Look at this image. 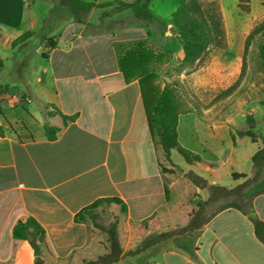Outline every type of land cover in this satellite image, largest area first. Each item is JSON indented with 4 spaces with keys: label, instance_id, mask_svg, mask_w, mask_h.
<instances>
[{
    "label": "crops",
    "instance_id": "crops-1",
    "mask_svg": "<svg viewBox=\"0 0 264 264\" xmlns=\"http://www.w3.org/2000/svg\"><path fill=\"white\" fill-rule=\"evenodd\" d=\"M6 2L9 10L17 12L3 21H27L26 32L34 31L47 19L30 11L28 0ZM260 2L264 19V0ZM253 3L251 0L252 8ZM177 10L168 20L154 14L167 21L162 35L152 24L91 34L73 19H58V48L47 52L42 75L47 100L41 104L53 105L76 120L65 126L61 116L49 117L44 112V121L33 117L36 124L24 131L2 121L0 115V264H35L31 245L13 237V228L21 219L32 217L46 230L49 264H79L105 253L99 232L87 220L77 221L84 209L99 201L120 199L127 206L125 254L149 235L172 228L186 215L183 185L178 179L168 183L162 173V150L150 130L141 80L127 81L117 51V45L134 46L141 41L163 50V34L178 39L172 31ZM92 18L91 24L99 23L100 19ZM20 36L5 38L15 41ZM47 124L63 128L58 140H47ZM239 130L245 129L234 131L229 126L206 123L197 111L179 117L180 143L203 157L205 163L200 166L208 173L227 171L234 160L237 168L240 147L248 152L254 149L253 154H247L248 158L252 155L250 163L263 147L248 137H239ZM253 206L264 221V194L255 198ZM176 243L181 248L168 242L157 253L149 252L148 264H264V244L249 216L235 208L217 214L198 235L188 233ZM119 264L142 263L138 257L123 258Z\"/></svg>",
    "mask_w": 264,
    "mask_h": 264
},
{
    "label": "rangeland",
    "instance_id": "rangeland-1",
    "mask_svg": "<svg viewBox=\"0 0 264 264\" xmlns=\"http://www.w3.org/2000/svg\"><path fill=\"white\" fill-rule=\"evenodd\" d=\"M215 1L224 23L225 48L214 51L201 66H191L184 60L182 41L174 36L165 37L163 34V50L149 44L157 58L149 60L146 65L148 72L145 76L138 75L137 78H150L157 91L164 90L169 84L179 83L182 87L180 94L182 101L194 103L196 107L194 111H197L206 123L229 126L231 130L237 131L248 129L247 118L253 116L257 120L256 133L260 148L264 144V81L258 67V55L259 44L263 37L256 35L251 40L248 50L247 41L255 28L264 22L260 16L263 7L260 0H254L253 8L247 0H244V8L238 0ZM28 2L32 8L30 11L33 10L40 17L47 16L51 19L52 25L49 28H45L44 24L37 27L34 33L40 31L39 36H35L26 48L19 49L13 48V41L5 36L13 38L22 35L28 30L29 25L27 21L16 24L5 23L3 19H7L10 13L17 11L9 10L6 0H0V53L5 64L0 71V111L2 112L0 115L2 121L11 122L16 128L20 127L24 131L27 127L31 128L36 124L34 118L44 121V112L46 115L49 113L48 105L41 104L42 100H47V96L43 94L42 75L47 63L43 54L49 50L44 37L56 40L59 35L58 19H72L65 0H28ZM180 3L181 0H154L152 11L161 19H172L170 13L177 10ZM54 7V13L50 14ZM16 8L20 9V6ZM93 15L94 19H100L95 25L90 23ZM103 18L104 27L94 32H113L119 29V23L122 21L140 24L132 10H116V7L105 10L94 9L87 24L95 27ZM152 25L162 35L160 27ZM28 57L31 59L22 76L21 73L19 74V69ZM7 98L11 100L17 98L16 108L9 107ZM32 100L33 103L29 104L28 102ZM249 152L253 154L255 151L252 149ZM249 152L243 147L238 149L236 154L239 158L238 164L243 167L240 170H238L239 165L236 168L234 160L227 171L220 169L215 173L206 172L200 166L203 163L195 164L197 167L195 169L189 168L183 158L175 152L173 164L166 163L163 174L167 182L171 183L176 182L177 179L180 181L190 171H195L205 179H210L216 186L227 190V193L219 195V198L206 205L200 222L204 223L218 212L235 207L244 208L254 215V198L255 194L264 188V171L256 176L252 163L248 161L252 157L251 155L248 158ZM179 161L183 163L179 165ZM210 166L219 168L218 164ZM208 199L207 191H197L196 204L204 203ZM106 220L107 218L103 216L99 221L104 225ZM200 232L190 234L198 235ZM106 242L107 238L102 236L100 243L103 245ZM150 258L151 254L146 256L144 264H148Z\"/></svg>",
    "mask_w": 264,
    "mask_h": 264
},
{
    "label": "trees",
    "instance_id": "trees-1",
    "mask_svg": "<svg viewBox=\"0 0 264 264\" xmlns=\"http://www.w3.org/2000/svg\"><path fill=\"white\" fill-rule=\"evenodd\" d=\"M65 1L66 8L69 10L73 21L85 25L91 34L103 33L94 32V30H99L105 25L104 18L95 27L87 24L92 11L94 9L105 10L114 7H116V10H132L136 20L140 24H155L160 27L163 33L168 28V24L161 21L152 12V0H139L135 3H126L120 0L109 3H98L97 1L88 2L86 0ZM247 1L250 3V0ZM243 4L244 0L241 2L242 8L245 7ZM54 10L55 7L50 11V14H53ZM51 23V19L47 18L43 24L45 28H49L52 25ZM119 24L120 27L116 30L126 29L135 25L130 21H122ZM172 31L182 41L184 46V60L191 66H201L208 60L212 51L223 49L226 45L224 23L215 0H182L180 7L173 14ZM39 34L40 31L37 34L34 31H28L13 41L12 47L24 49ZM256 35L263 37V40L259 44L258 67L261 72V78L264 81V22L259 24L251 34L247 41V50L251 44V40ZM44 39L47 40L46 47L49 51L58 48V43L55 39L45 37ZM117 51L120 67L127 81L133 79L141 80L143 86V101L150 130L162 150V158L160 159L162 173L166 163L173 164V151H176L188 165L204 163L205 160L201 155L188 150L179 141L178 126L180 115L193 112L196 109L194 103L182 101L180 96L182 90L181 85L179 83L169 84L164 90L157 91L150 78H137L138 75L145 76L148 72L146 69L148 61L157 58V55L150 48L149 43L141 41L134 44L133 47L129 45H117ZM43 58L47 60L48 54L44 53ZM30 59V57L28 59L26 58L19 69V74L21 73L22 76L28 68ZM4 67L5 64L0 53V71ZM48 108H53L48 113V116H61L64 119L65 126L69 122L76 120L75 116H65L59 109H55L53 105H48ZM0 114H2L1 111ZM247 123L249 128L239 130L237 132L239 137H248L253 142H257L256 118L249 116ZM62 131L63 128L49 124L45 126L46 138L51 142L58 140ZM251 163L256 172V176L264 171V145L253 156ZM180 183L184 188L183 208L187 212L186 215L181 216L172 228L149 235L126 254L124 253V246L128 240V234L124 231V222L128 209L125 203L120 199H106L84 209L77 216V221L84 222L87 220L91 227L99 232L101 237L105 236L107 238V242L103 244L105 248L103 255L91 260H84L79 264H119L123 258L138 257L141 263L144 264L149 252L153 251L157 253L160 247L168 242H175L176 246L180 247L176 243L178 238L184 237L191 232L202 231L213 217L226 210L224 209L218 212L204 223L200 222L206 205L214 199L219 198V195L227 193V190L216 186L210 179H205L195 171H190L186 176L182 177ZM198 190L209 193V199L206 202L196 204L195 198H197ZM263 194L264 188L255 194V198ZM235 209L249 216V219L254 225L257 238L264 244V221L256 214L251 215L244 208L235 207ZM103 216L107 218L105 223L107 226L99 221L103 219ZM13 237L16 241L28 242L31 245L35 254V264H49L46 254V251L49 250L48 235L36 219L30 217L19 220L13 228ZM191 255L194 256L192 253Z\"/></svg>",
    "mask_w": 264,
    "mask_h": 264
},
{
    "label": "built area",
    "instance_id": "built-area-1",
    "mask_svg": "<svg viewBox=\"0 0 264 264\" xmlns=\"http://www.w3.org/2000/svg\"><path fill=\"white\" fill-rule=\"evenodd\" d=\"M7 100H9L8 103H9V107H10V108H13V109L16 108V103H15V102L18 101L17 98H16V99H12V100L7 98ZM16 100H17V101H16Z\"/></svg>",
    "mask_w": 264,
    "mask_h": 264
}]
</instances>
